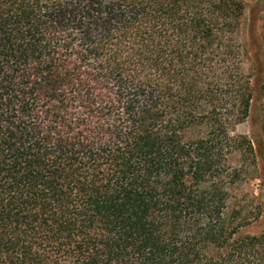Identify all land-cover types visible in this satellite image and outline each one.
I'll return each instance as SVG.
<instances>
[{
    "label": "trees",
    "instance_id": "1",
    "mask_svg": "<svg viewBox=\"0 0 264 264\" xmlns=\"http://www.w3.org/2000/svg\"><path fill=\"white\" fill-rule=\"evenodd\" d=\"M245 7L0 0V264H264L228 206Z\"/></svg>",
    "mask_w": 264,
    "mask_h": 264
},
{
    "label": "rangeland",
    "instance_id": "2",
    "mask_svg": "<svg viewBox=\"0 0 264 264\" xmlns=\"http://www.w3.org/2000/svg\"><path fill=\"white\" fill-rule=\"evenodd\" d=\"M241 68L249 78L253 102L249 117L233 129L234 136L247 137L254 155L235 152L229 164L240 176L229 186L230 210L242 212L243 232L264 234V0H246L238 37Z\"/></svg>",
    "mask_w": 264,
    "mask_h": 264
}]
</instances>
